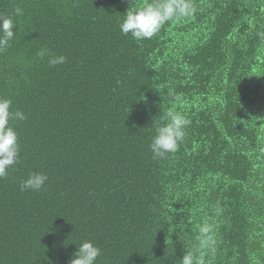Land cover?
Instances as JSON below:
<instances>
[{
    "label": "trees",
    "instance_id": "obj_1",
    "mask_svg": "<svg viewBox=\"0 0 264 264\" xmlns=\"http://www.w3.org/2000/svg\"><path fill=\"white\" fill-rule=\"evenodd\" d=\"M196 2L138 43L119 29L130 0H0V15L24 10L0 97L27 116L0 179V264H69L86 240L96 264H179L206 218L208 264H264V0ZM43 46L66 63L49 67ZM174 94L191 124L153 159ZM29 172L48 176L41 191L19 190Z\"/></svg>",
    "mask_w": 264,
    "mask_h": 264
},
{
    "label": "clouds",
    "instance_id": "obj_2",
    "mask_svg": "<svg viewBox=\"0 0 264 264\" xmlns=\"http://www.w3.org/2000/svg\"><path fill=\"white\" fill-rule=\"evenodd\" d=\"M130 3V8L123 15L124 19L119 23V29L123 35H129L138 43L152 39L166 24L192 18L199 11L196 0H151L140 7H135V10H133L135 0H130ZM23 14L24 10L16 6L10 14L0 15V54L5 53L10 47L19 31L14 33L13 29L18 28V18ZM256 35L264 41V30L258 31ZM36 55L41 60L47 58L49 67L63 65L67 61V57L53 55L46 46L41 47ZM181 99L180 94L172 95V106L159 116L158 123L153 122L151 129H154V135L149 144L153 159H167L169 154H175L186 137V129L190 126L191 120L175 106ZM12 103L11 99L0 97V179L5 178L9 169L20 163L18 133L12 122L27 119L23 111L12 109ZM48 179L43 172H29L27 178L21 180L19 190L22 193L39 192ZM221 212L222 208L218 202L214 215ZM216 245V225L210 222V218H206L201 222L194 241L184 246L185 253L182 259L178 260L179 264H208L206 257L215 254ZM100 255L101 249L86 240L79 245L69 264H96Z\"/></svg>",
    "mask_w": 264,
    "mask_h": 264
}]
</instances>
